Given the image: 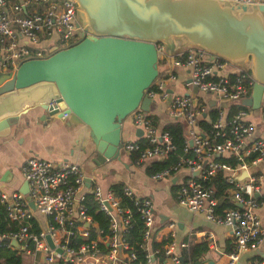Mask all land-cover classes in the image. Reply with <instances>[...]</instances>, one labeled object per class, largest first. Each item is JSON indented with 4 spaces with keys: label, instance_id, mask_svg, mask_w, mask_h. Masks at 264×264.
I'll use <instances>...</instances> for the list:
<instances>
[{
    "label": "built area",
    "instance_id": "1",
    "mask_svg": "<svg viewBox=\"0 0 264 264\" xmlns=\"http://www.w3.org/2000/svg\"><path fill=\"white\" fill-rule=\"evenodd\" d=\"M88 33L78 23L75 0H0V72H12L20 61L45 57L52 46H69ZM157 51L158 73L143 92L151 100V108L146 111L138 106L129 113L132 131L122 135L121 151H136L138 160L145 164L161 156L165 159L175 144L164 126L179 122L183 153H177L174 162L151 177H175L178 204L231 228L235 250L229 252L226 264H236L241 252L257 248L264 237V222L258 212L259 208L264 210V98L258 114L242 103L256 82L249 66L233 64L198 46L167 53L160 43ZM179 77L184 92L176 89ZM238 104L242 107L232 110V105ZM189 149L190 156L186 154ZM217 156H233L235 162L221 161ZM218 172L228 182L224 197L235 204L220 211L215 185L204 183ZM21 174L28 184L27 193L0 187V213L4 208L9 223L14 224V228L0 231V246L14 249L22 257L38 253L42 264H160L156 258L171 264H194L189 254L193 243L174 238L175 221L166 223L164 236L170 239L152 247V238L161 227L149 195H139L127 184L122 186L124 195L135 200L144 225L140 246L146 252L145 261H140L123 234L132 218L131 208L121 206L111 187L86 184L88 177L79 163L32 154L21 164ZM87 193L92 194L97 210L108 216L110 233L102 235L87 212ZM91 228L96 230L94 238H90ZM192 233L209 240L214 236L205 230ZM13 239L19 245H14ZM159 252L162 257L156 256ZM243 264H264V256Z\"/></svg>",
    "mask_w": 264,
    "mask_h": 264
},
{
    "label": "water",
    "instance_id": "2",
    "mask_svg": "<svg viewBox=\"0 0 264 264\" xmlns=\"http://www.w3.org/2000/svg\"><path fill=\"white\" fill-rule=\"evenodd\" d=\"M75 1L78 23L88 34L0 73V135H7L22 113L41 109L40 118L66 117L70 124L88 126L93 167L119 159L125 118L138 106L151 108L143 92L158 73L160 43L167 53L198 46L239 66L249 61L256 82L242 103L260 107L264 0ZM20 190L28 192L26 181Z\"/></svg>",
    "mask_w": 264,
    "mask_h": 264
},
{
    "label": "crops",
    "instance_id": "3",
    "mask_svg": "<svg viewBox=\"0 0 264 264\" xmlns=\"http://www.w3.org/2000/svg\"><path fill=\"white\" fill-rule=\"evenodd\" d=\"M182 72L181 69H176ZM1 73V72H0ZM176 82L178 91H186ZM252 93V92H251ZM251 95V94H250ZM252 108V107H251ZM154 109V106H153ZM161 113V107L158 108ZM41 109H31L20 115L17 124L10 132L0 135V187L11 191L20 189L24 180L21 174V164L29 155L36 154L50 160L68 159L79 163L87 177L86 184L98 183L101 187H110L112 184H127L139 195H149L154 202L157 222L160 231L155 233L157 240L168 232L166 223L176 222L174 238L177 241L188 240L194 244L204 241L208 245L207 251L199 257L197 264H226L228 261L227 243H234L231 228L208 221L202 212L191 211L178 204L174 195V179H154L146 172V164L138 160L134 163L129 154L120 153L119 159L108 160L93 167L88 162L94 153L93 144L88 135V126L84 123L70 124L66 117L46 116L38 117ZM163 116V114H162ZM123 134L129 135L132 131L131 119L124 120ZM264 222V210L258 209ZM205 230L213 233V240L198 237L193 231ZM264 256V237L257 248H250L240 253L241 264L247 259ZM42 264L40 254L24 255L22 264ZM160 264H171L164 258H156Z\"/></svg>",
    "mask_w": 264,
    "mask_h": 264
},
{
    "label": "trees",
    "instance_id": "4",
    "mask_svg": "<svg viewBox=\"0 0 264 264\" xmlns=\"http://www.w3.org/2000/svg\"><path fill=\"white\" fill-rule=\"evenodd\" d=\"M238 107H242L241 104L238 105H232V110ZM165 129H167L171 136L172 140L175 144V149L168 157H166L163 160L155 159L150 161L148 164H146V172L151 175L153 172L157 171L158 169L167 166L171 162H174L177 159V153H183L184 150V137H183V128L182 125L179 122H169L165 126ZM186 154L189 156L192 155V150L189 149ZM138 153L136 151H133L129 154L130 160L134 163L138 162ZM218 160L226 161L229 163H234L235 159L233 156L225 157V156H217ZM222 172H218L215 175L211 176L210 178H207L204 183L208 185H215L216 187V194L220 197V204L217 207V210L220 211L222 208L226 207H234V202L224 197V191L226 187L228 186V182L224 179ZM123 184L116 183L112 184L110 187L115 191V193L120 198V204L121 206H127L131 208L132 211V218L130 221V224L128 228L124 231V237L129 242L131 249L134 250L137 254V259L140 261H145V252L146 250L140 246L141 242V236L143 233V222L140 217V214L138 211H136V204L135 200L128 198L124 195L122 191ZM174 191L176 186L174 185ZM86 206H87V212L92 215V218L94 221H96L97 226L99 229L102 230L101 234L106 235L110 233L109 230V220L108 216L100 211L97 210V205L92 200V194L87 193L85 200H84ZM14 228V224L9 223L6 210L3 208L0 213V231H6L8 229ZM96 236V230L94 228L90 229V238H94ZM170 239L169 236H164L161 240H156V238L153 236L152 238V247H160L162 244H164L166 241ZM81 241V239H79ZM227 252H232L235 250L234 243H227ZM208 245L206 242L201 241L198 244H192L190 246V252L189 254L192 257L193 263L197 264L199 257L204 254L205 251H207ZM156 256L162 257L160 252L156 254ZM162 259V258H160ZM0 264H22V256L15 253V250L6 246H0Z\"/></svg>",
    "mask_w": 264,
    "mask_h": 264
},
{
    "label": "rangeland",
    "instance_id": "5",
    "mask_svg": "<svg viewBox=\"0 0 264 264\" xmlns=\"http://www.w3.org/2000/svg\"><path fill=\"white\" fill-rule=\"evenodd\" d=\"M246 66H249V61L248 63L246 64ZM252 112L255 113V114H258L261 112V107H258V108H252ZM82 167V166H81Z\"/></svg>",
    "mask_w": 264,
    "mask_h": 264
}]
</instances>
